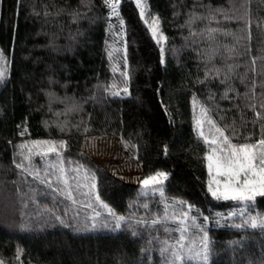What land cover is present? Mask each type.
I'll return each instance as SVG.
<instances>
[{
	"label": "trees",
	"instance_id": "obj_1",
	"mask_svg": "<svg viewBox=\"0 0 264 264\" xmlns=\"http://www.w3.org/2000/svg\"><path fill=\"white\" fill-rule=\"evenodd\" d=\"M147 4L163 52L133 0L118 22L104 0H0V264H173L183 228L176 264H264V197L220 219L240 206L208 191L193 110H211L234 143L264 139V0ZM104 136L145 177L167 173L164 194L92 161L85 142Z\"/></svg>",
	"mask_w": 264,
	"mask_h": 264
},
{
	"label": "rangeland",
	"instance_id": "obj_2",
	"mask_svg": "<svg viewBox=\"0 0 264 264\" xmlns=\"http://www.w3.org/2000/svg\"><path fill=\"white\" fill-rule=\"evenodd\" d=\"M133 1L135 2L136 7L138 8L140 19H142L144 25L147 26L148 30H150L151 35L153 36L155 42H157V44L160 46L163 52L167 45V41L163 31L161 30L160 18H157V16L151 13L150 7H148L147 4V0H139V5H140L139 7L137 6V0H133ZM231 1L233 2L235 0H231ZM229 4L233 6V3H229ZM119 6H120V0L118 5V15H113L109 7L106 5V8L109 11V17L112 19L116 18L115 20L117 22H118L117 19L119 17V10H120ZM142 10L144 12L143 17L140 14ZM153 28L156 29L155 37L153 35ZM160 37H163V39H160ZM0 69H2L6 73L4 79L0 80V87H1V85L4 84V82L6 81L9 75V71H8L9 62L7 61V59H5L2 56V54H0ZM122 92H125L124 88L118 91L119 93L118 95L122 94ZM193 110H194V122H195L196 132L199 134L201 139L208 146V153L206 156L211 154L210 153L211 148L218 146V145H211L210 143H207L206 140L216 139L219 143L224 137H226L231 144L240 146L239 144L234 143V141H232L235 137L233 138L231 136L232 133L230 132L231 131L230 128L228 129L223 126H220V124L214 120V118L212 117L211 110L206 109L202 104L198 103L197 101L196 103L193 104ZM201 132H203V135H201ZM221 132L223 133V137L220 136ZM34 145L36 149L42 151V154H46L47 152L50 153L51 151L49 149L52 147H54L55 149L54 151L60 150L57 149L58 147H60L59 144L51 143V142H46V143L35 142ZM83 149H84V153L92 161L95 160L98 164L101 165L102 168H104L107 171H110L112 175H114L117 179L119 178L124 183H127L129 185L131 184L137 187L141 192V194H144L146 196L164 194L163 191H164L166 179L163 180L160 185H150L148 188H145L143 186V181L148 177L144 176L142 168L137 164L136 160L133 159V157H131L130 155L129 156L126 155L124 149L122 148V143L120 142L119 138L111 137V136L88 138L85 142ZM63 176L66 179V175L63 174ZM209 179L210 177L208 178V180ZM67 181L70 185H72L73 183L72 178L71 179L68 178ZM67 181H64L62 178L63 185H67ZM64 192L67 193V195L70 194V190L67 188L64 189ZM258 197L259 196H257L256 198ZM233 202L239 203L240 208L236 207L234 210L226 212L227 215L223 219L220 218L221 220H225V218H229V217H234L236 214L242 215L243 214L242 212L244 211L243 207H246L247 204L250 203V202L241 203L238 201H233ZM224 213L222 215H224ZM184 223L186 225V222Z\"/></svg>",
	"mask_w": 264,
	"mask_h": 264
},
{
	"label": "snow or ice",
	"instance_id": "obj_3",
	"mask_svg": "<svg viewBox=\"0 0 264 264\" xmlns=\"http://www.w3.org/2000/svg\"><path fill=\"white\" fill-rule=\"evenodd\" d=\"M113 15H118L119 0H104ZM139 7V0H137ZM141 16H144L143 10ZM153 35L156 36V29L153 28ZM163 39V37H160ZM6 73L0 69V80H3ZM126 92L127 89L125 88ZM119 94V93H115ZM199 123V122H198ZM219 131V130H217ZM203 135V132H201ZM223 137V133H220ZM211 145H218L210 150L206 159L209 172L208 191L217 200H231L241 203L254 202L257 196L264 197V139L258 144L233 145L226 137L219 143L216 139L206 140ZM54 151V147L49 149ZM167 179V174L157 172L143 181V186L148 188L150 185H160ZM119 219H123L120 217ZM153 224L161 223L160 220H153ZM178 224L184 223L183 220L177 221ZM252 227L257 226L255 220L250 221ZM264 226V221L260 222ZM181 229V236L177 240V251L173 253V264L177 261L182 262V249L184 247V232ZM206 239V238H205ZM204 248L206 250L207 244Z\"/></svg>",
	"mask_w": 264,
	"mask_h": 264
}]
</instances>
